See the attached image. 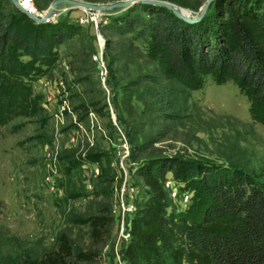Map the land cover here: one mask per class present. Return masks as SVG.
I'll return each mask as SVG.
<instances>
[{
    "label": "rangeland",
    "instance_id": "obj_1",
    "mask_svg": "<svg viewBox=\"0 0 264 264\" xmlns=\"http://www.w3.org/2000/svg\"><path fill=\"white\" fill-rule=\"evenodd\" d=\"M32 1L44 15L55 0ZM160 1L195 15L208 0ZM143 6L102 12L97 25L79 23L89 15L82 9L55 10L48 24L67 23L74 39L55 65L39 64L38 75L23 80L46 122L16 116L0 129V264L40 258L62 235L74 264H125L133 225L149 200L139 174L147 162L170 157L230 172L263 162L264 120L236 80L183 79L145 38L106 29L116 18L146 17ZM163 183L170 216L202 217L206 195L194 182L169 173ZM95 218L107 221L99 241Z\"/></svg>",
    "mask_w": 264,
    "mask_h": 264
},
{
    "label": "trees",
    "instance_id": "obj_2",
    "mask_svg": "<svg viewBox=\"0 0 264 264\" xmlns=\"http://www.w3.org/2000/svg\"><path fill=\"white\" fill-rule=\"evenodd\" d=\"M143 8L146 17L116 18L106 29L145 38L157 59H166L183 79L213 74L236 80L264 120V0H214L196 23L167 8ZM60 23L38 24L10 0H0V129L16 116L46 122L39 97L33 98L23 80L38 75L39 64L55 65L60 48L74 39L73 29ZM112 46L108 39L107 50ZM169 173L194 182L206 195L199 220L168 214L163 178ZM139 174L149 200L133 225L125 264H264V152L263 162L251 171L161 157ZM92 226L93 237L102 240L107 221L95 218ZM72 258L69 239L62 235L55 250L21 264H74Z\"/></svg>",
    "mask_w": 264,
    "mask_h": 264
},
{
    "label": "water",
    "instance_id": "obj_3",
    "mask_svg": "<svg viewBox=\"0 0 264 264\" xmlns=\"http://www.w3.org/2000/svg\"><path fill=\"white\" fill-rule=\"evenodd\" d=\"M10 1L14 5L15 8H17L20 12L26 14L29 18L34 20L36 23L47 24L52 20L55 10L59 6H62V5H69V6H72L73 8H78V9H87V10H93V11L107 12V11H111L114 9L127 8L131 4H142V5H150L154 7L167 8L168 10L172 11L178 18L182 19L183 21H186L188 23H196V22L201 21L205 17L211 3L214 0H208L203 6V8L195 15H192L191 12L183 8H180L174 4H171L165 1H160V0H127V1L115 3L112 5H97L93 3L82 2L79 0H55L51 4L49 9L45 12L43 17H37L36 15L28 12L20 4L19 0H10Z\"/></svg>",
    "mask_w": 264,
    "mask_h": 264
},
{
    "label": "built area",
    "instance_id": "obj_4",
    "mask_svg": "<svg viewBox=\"0 0 264 264\" xmlns=\"http://www.w3.org/2000/svg\"><path fill=\"white\" fill-rule=\"evenodd\" d=\"M20 4L30 13L36 15L37 17H43L44 15L38 13L34 7V3L32 0H19ZM83 11L87 12V14L89 13V15H87L86 17H81V19L79 20V23L81 25H84L86 23H90V24H98V20L101 19L102 12L99 11H93V10H87V9H82ZM56 17V15L53 16L52 19H54Z\"/></svg>",
    "mask_w": 264,
    "mask_h": 264
},
{
    "label": "bare ground",
    "instance_id": "obj_5",
    "mask_svg": "<svg viewBox=\"0 0 264 264\" xmlns=\"http://www.w3.org/2000/svg\"><path fill=\"white\" fill-rule=\"evenodd\" d=\"M103 41H101V43H102ZM103 45V44H102Z\"/></svg>",
    "mask_w": 264,
    "mask_h": 264
}]
</instances>
